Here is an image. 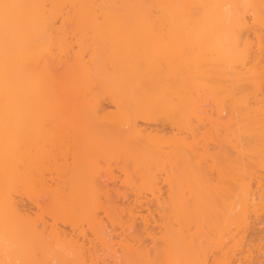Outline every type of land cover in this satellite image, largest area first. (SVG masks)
<instances>
[{
	"label": "bare ground",
	"instance_id": "6f19581e",
	"mask_svg": "<svg viewBox=\"0 0 264 264\" xmlns=\"http://www.w3.org/2000/svg\"><path fill=\"white\" fill-rule=\"evenodd\" d=\"M259 12L254 0H0V264L237 262L244 253L242 238L256 223L249 219L264 214V100L257 97L260 88H249L264 83V64L262 71L248 65L263 50L246 21L264 28ZM244 27L254 44L241 41L244 32L236 34ZM255 46L260 50L256 55ZM193 51L198 62L204 53L215 54L209 59L215 69L240 62V82L248 84L241 88L237 72L235 88L232 74H225L233 84L229 88L237 90H230L231 96L238 97L240 89L249 92L238 97L240 114L234 105L236 112L229 113L234 112L241 139L235 137L233 150L225 144L231 140L221 144L235 155L224 164L232 163L236 178L232 182L226 172L230 165L227 176L221 173L234 188H215L219 205L206 200L200 180L193 186L202 156L193 125L202 119L197 100L201 91V99L215 94L199 68L203 63L196 69V61L190 62ZM245 53L255 56L249 54L246 62ZM220 68L213 74L225 77ZM217 95L210 99L219 105ZM102 97L108 104H102ZM160 118L169 123L170 135L140 126L139 121ZM217 151L215 158L229 155ZM112 164L121 184L136 196L120 213L100 201L109 190L103 177L116 179ZM158 179L168 187L165 196L156 186ZM17 192L30 199L48 194L51 222L30 223L26 207L14 200ZM44 202L35 204L37 211L43 213Z\"/></svg>",
	"mask_w": 264,
	"mask_h": 264
},
{
	"label": "rangeland",
	"instance_id": "374dc122",
	"mask_svg": "<svg viewBox=\"0 0 264 264\" xmlns=\"http://www.w3.org/2000/svg\"><path fill=\"white\" fill-rule=\"evenodd\" d=\"M264 0H254V5L257 7V9H259L260 10V12L259 13H261V15H262V17L264 16V11H263V6H262V8H261V3L263 2ZM263 4V3H262ZM248 14L249 13H251V11H249V12H247ZM248 20V21H247ZM246 21H247V23H248V26H250L251 27V29H252V31H256L257 33H258V35L260 36V44H261V47H262V53L261 54H259L260 56H258V55H256L255 54V52L257 51V53H259V51L260 50H257L256 49V46H255V48L254 49H256V50H254V52H252V50H253V47L252 48H249V50L248 51H250V52H252V54H255L256 56H257V58H256V56H255V58H253L254 56L251 54V53H249L250 55H252V57H251V59L253 58V60H249L250 58H247L248 56L250 57V55L248 54H246V59H248V60H246L245 59V61L247 62V61H250V64L248 63V65L249 66H253L254 64L259 68V71H262V69L259 67V66H261V65H263L264 63L263 62H260L261 64H259V65H257L256 64V62H257V60H263L264 61V59H263V56H264V28L262 27V26H258V25H254V24H251V22H250V24H249V19H246ZM246 29V30H245ZM242 30V31H241ZM240 31H236V34H241V32H242V35H243V32L245 33V35L246 36H242V40L241 41H246V42H248V43H250V41H248L249 39H251V34H250V32H247V28H242ZM245 30V31H244ZM251 35V36H249V34ZM247 37V38H246ZM253 41H255V39L253 40ZM252 42V41H251ZM252 44H254V42H252ZM250 45H251V43H250ZM198 47H200V45H197ZM196 46V47H197ZM195 47V46H194ZM195 47V49H197L198 50V47L196 48ZM202 47V46H201ZM203 48V47H202ZM247 48V49H248ZM244 47L243 46H241V45H238L237 46V50L238 51H242L243 52V54H244ZM250 49H252V50H250ZM192 50H194L193 48H192ZM201 50V49H200ZM205 50V49H204ZM189 51V50H188ZM196 51V50H195ZM195 51H193V52H195ZM213 51V50H212ZM212 51H210L211 53H212ZM205 52H206V50H205ZM208 52V51H207ZM246 52H247V50H246ZM203 54V51H201L200 52V54ZM215 53V52H214ZM213 53V54H214ZM189 54V53H188ZM195 54V57H196V52L194 53ZM200 54H199V56H200ZM205 55L207 54V56H203V57H206L207 59H206V61H210L209 59H213V58H215V54L213 55V57H212V54H208V53H204ZM210 55V56H209ZM190 56L192 57L193 55L192 54H190ZM190 56H189V60H190ZM198 56V55H197ZM185 57V56H184ZM193 58V60H191L190 62H194V61H196L195 59H197V57L196 58ZM202 57V60H204V58ZM85 58H87V57H85ZM181 58V57H180ZM254 59H256V60H254ZM182 60H186V59H182ZM187 60H188V58H187ZM201 59H199V62L198 61H196V69L198 68L197 66V63L198 64H200L201 65V63H203L201 66L203 67V68H201V66H199V68L201 69V71L202 70H204V71H202V72H204L206 75H207V77H205L204 75H203V77L201 78L202 79V83H203V78L204 79H206V78H208V82H209V85H211V88L213 87L214 88V90L212 91V92H215V94L214 93H211V90L212 89H210V87H209V89H207V90H209L210 91V93L211 94H209V92H208V97L209 98H207L206 100L204 99V98H206L207 96H205L203 99H201L202 98V93L200 92L199 94V96H201V98L199 99L198 98V100H197V102H199V101H201V103L202 104H200V107H199V110L197 111L198 112V114L199 115H201L202 116V119H201V121H197L196 119L193 121V125L195 126V131H194V134H195V137L199 140V145H197L196 144V146L199 148H197V147H195V148H197L198 150H199V154L200 155H202L201 156V159L203 160L202 162H201V159H200V163L198 164V165H196V162H195V164L193 163V161L195 160V157H194V160H192V163L194 164V165H196V167L193 165V168L195 167V170L196 171H198L197 173L195 172H193V175H194V177L196 176V177H198L199 179H197L196 178V181L194 182L193 181V183L195 184H193V186L195 187V186H197V181H199L200 180V185H201V187H202V192H203V196L206 198H208V199H212V204L213 203H215V205H219V203H220V200H218L217 198H219L220 199V197H218L219 195L217 194V193H220V192H215V188H217V189H219V190H221V187L219 186V184L222 186V189L223 188H226L227 186H225V187H223V184H226V185H228V183H229V185H230V179L229 178H225L223 175H221V173H224V171H225V169H227V168H230L231 167V170H229L228 171V169H227V171L226 172H228V174H231L232 176H231V178L233 177V180H232V182L234 181V179L236 178V176H235V173H234V171H233V169H232V166L230 165V164H232L231 162H228V164L230 165V167H229V165H228V167H227V165H225L224 164V162L225 163H227V160L229 159V157H231L230 156V152H227V149H226V151L224 152V150H225V147L226 146H228V144H226V143H230V146H231V144H232V146H233V144H234V142L236 141V138L235 137H238L237 139L238 140H240L241 139V137H240V134H238L236 131H239L238 130V128L236 129V125H237V127H238V124L236 123V124H234L235 123V120H234V118H233V115H234V112H236V111H238L239 109H238V107L240 108V110H241V108H243L242 106V104L239 106V96L241 97L242 96V98L243 97H245V95H243L244 93L245 94H248V92H249V90L248 89H246V90H244L243 91V89H245V85L247 84L246 83V81L244 82V79L242 80V82H240V80H241V76H242V74L244 73L242 70L240 71V67L242 68V65L240 64V62H233L231 65H230V67L226 64V66H225V64H224V66H217L216 65V68L217 69H215L214 68V66L215 65H213L214 63H213V61L211 60L209 63H205L204 61L203 62H201L200 61ZM212 63V64H211ZM251 63H252V65H251ZM195 63H193V65H194ZM236 64V65H235ZM212 66V68L210 69V67L209 66ZM248 65H246L247 67H248ZM161 66H162V63H161ZM195 66V65H194ZM193 66V67H194ZM227 66H228V68H227ZM233 68H232V67ZM239 66V67H238ZM106 67H108L107 65H106ZM164 67V66H163ZM190 67H191V64H190ZM205 67H207V69L205 68ZM208 67H209V69H208ZM220 67H222L223 69H222V71H223V73H224V75L225 74H228L227 72H229V75L230 74H232V75H230L231 77H232V81H230V76H226L225 75V77H216L217 75H218V73L217 72H219L218 70H221V68ZM237 67V69L238 70H236L235 68ZM255 67V66H254ZM182 68V67H181ZM192 68V67H191ZM191 68H190V70H191ZM205 68V69H204ZM183 69V68H182ZM196 69H194V70H196ZM229 69H230V71H229ZM255 69H257L256 67H255ZM207 70V71H206ZM210 70V72L212 73H207L208 71ZM217 72H216V71ZM236 70V71H235ZM245 70V69H244ZM258 70V69H257ZM197 71V70H196ZM214 71H215V74H216V76L213 74L214 73ZM232 71V73H230ZM234 71H235V73H234ZM243 72V73H241V75L239 74L240 72ZM238 72V75H239V78H237L236 77V79L239 81L238 83L239 84H242L243 83V87H241V88H243V89H240V91H242V93L241 94H239V96L237 97V95L238 94H236L235 96L236 97H234L233 95L231 96L230 95V90H231V92H232V90L234 89H230L229 87H231L233 84L232 83H234V87H235V85H237L238 83L237 82H235V76L234 75H236V73ZM200 73V72H199ZM220 73V72H219ZM264 73V72H263ZM210 74H211V76H210ZM244 75V74H243ZM264 75V74H263ZM237 76V75H236ZM210 77V78H209ZM243 77V76H242ZM263 77V78H262ZM261 78H262V80H263V82H264V76H262ZM214 78V79H213ZM226 78V79H225ZM227 78H229L228 79V81H227ZM261 78L259 77V79L258 80H261ZM211 79V80H210ZM219 79L220 81H218L217 82V80ZM214 80H216V81H214ZM224 80V81H223ZM213 81H214V83H213ZM229 81L230 82H232L231 84L229 83ZM206 82H207V79H206ZM207 82V83H208ZM214 84L215 86H213L212 84ZM218 83V85L217 84H215V83ZM220 82V83H219ZM225 82V83H224ZM207 83H203V84H206V86L205 87H207ZM222 83V86L223 87H226L225 89L223 88H220V84ZM224 83V84H223ZM228 83H229V85H228ZM262 83V82H261ZM259 81H258V84H259V86L260 85H262V86H258V85H255L253 88L252 87H249L250 89H251V91H252V89H255V91H257V88L259 89L260 88V92L258 91V93H259V95L257 96V97H260L261 99H263L264 100V98H262V96H264V83H262L261 84ZM217 85V86H216ZM248 85V84H247ZM219 86V87H218ZM237 86H239V85H237ZM241 86V85H240ZM256 86H257V88H256ZM216 88H218V90L216 89ZM232 88V87H231ZM236 88V87H235ZM239 88V87H238ZM206 89V88H205ZM204 89V90H205ZM217 91H216V90ZM220 89H222L221 91H220ZM226 90L228 91V93H229V95H227L226 94V96H225V93H226ZM248 90V92L246 93L245 91H247ZM224 92V94H223V92ZM254 91V92H255ZM216 92H217V94L219 93V95H220V97L222 98L220 101H222V102H219V105L218 104H216V101H214L213 99L211 100L210 99V96L211 97H213V96H218L217 94H216ZM221 92V93H220ZM253 92V93H254ZM194 93V92H193ZM205 93V92H204ZM234 94L235 93H237V90H235L234 89V92H233ZM239 93V92H238ZM256 93V92H255ZM255 93H254V95H255ZM258 93H256V94H258ZM232 94V93H231ZM213 95V96H212ZM221 95H223L225 98L226 97H228V98H226V99H224V97L223 96H221ZM253 94L252 95H250V96H248V97H246V99H249L250 100V97L252 96H254ZM193 96H194V94H193ZM198 96V97H199ZM230 96V97H229ZM232 97H234V98H232ZM216 98V97H215ZM218 98V97H217ZM237 98V102H235V99ZM102 99H103V97H102ZM102 99H101V101H102ZM105 99V98H104ZM104 99H103V102H102V104H104V103H106V104H108V102L109 101H107V102H104ZM225 101H224V100ZM230 99V100H229ZM106 100V99H105ZM202 100H203V102H202ZM216 100H219V98L218 99H216ZM241 100V99H240ZM228 101V102H227ZM233 101V102H232ZM235 102V103H234ZM239 102V103H238ZM200 103V102H199ZM236 103H238V104H236ZM196 105H199V104H197V103H195ZM221 104H223V105H221ZM226 104V105H225ZM229 104V105H228ZM233 105H234V107L236 108H233ZM238 106V107H237ZM107 107V106H106ZM229 107V108H228ZM107 108H110V106L109 107H107ZM110 109H112V107L110 108ZM221 109V110H220ZM227 109H229V112H228V110ZM233 109V115H230L229 113H231L232 110ZM236 111H235V110ZM105 110H107V109H105ZM240 110H239V114H240ZM108 111H111V110H109L108 109ZM195 112H196V110H195ZM197 112H196V114H197ZM239 114H237V117H236V120L238 119V117H239ZM239 120V119H238ZM238 120H237V122H238ZM140 123H141V125L140 126H142V127H145V129H146V127L148 128L147 130H149V131H152L153 133L154 132H156V133H162V134H164V135H170L171 134V132H170V125H169V123H167L166 121H164V120H161V118H160V120H158V119H154V120H149L148 122H142V121H139ZM239 122H240V120H239ZM238 122V123H239ZM146 123V124H145ZM231 124V125H230ZM227 125V126H226ZM231 127H230V126ZM229 130H228V129ZM153 129V130H152ZM234 129H236V130H234ZM158 133V134H159ZM235 140H234V139ZM227 140H233L232 141V143H231V141H228V142H225V144H226V146L225 147H223L224 148V150L222 149V146H221V144L224 142V141H227ZM237 140V141H238ZM236 141V142H237ZM235 142V143H236ZM204 146V147H203ZM231 146V148L230 149H232L233 147ZM201 148H204L203 150L201 149ZM227 148H229V146L227 147ZM197 149H195V151L197 152ZM218 150V151H217ZM229 150V149H228ZM233 150V149H232ZM232 150H231V152H232ZM215 151H217L218 153L219 152H221V151H223V153L225 154H229V155H227L226 157H223L222 156V154H218V156H216V158H215V156L214 155H217L216 153H215ZM209 153V154H206V153ZM221 157V159H223V158H225V160L223 161V160H220L219 161V159H220V157ZM235 156V155H234ZM234 156L232 155V157L234 158ZM213 157L215 158V159H213ZM232 157L230 158L232 161H233V159H232ZM200 157L198 156V159H199ZM218 159V160H217ZM215 160V161H214ZM220 162V163H219ZM216 166H214L213 164ZM222 163V164H221ZM219 164H221V165H223L224 166V168H223V170H222V172L221 171H219V169H220V167L221 166H219ZM192 165V164H191ZM211 168H210V167ZM111 169H112V173L113 174H115L116 175V179H115V177L113 176H111V174H109V177H112L111 179L109 178V180L107 181L106 180V178H107V176H105V177H103L104 175H100V177L102 176L104 179L102 180V183L103 184H105L106 185V188H108L109 190L107 191V195L105 196V195H103V196H101V199H100V201H103V204L104 205H106V206H116V207H118V208H115L116 209V211L115 212H117V213H120L119 211V209L120 208H123V209H125L131 202L132 203H135V202H133L134 200V196H135V194L129 189V188H127V187H125V186H123L121 183H122V181L120 182V180H119V178L120 177H117L118 175H120L119 174V171L117 170V167L115 166V165H111ZM220 173H219V172ZM233 173H231V172ZM226 172L224 173L225 175H226ZM100 174H102V173H100ZM104 174V173H103ZM192 174V173H191ZM158 175H160V174H158ZM161 176V175H160ZM159 176V177H160ZM227 176V175H226ZM230 176V175H229ZM158 176H157V178H159ZM121 178H122V176H121ZM224 178V179H223ZM159 179H161V178H159ZM158 179V184H156V186L158 187V189H160L161 190V193H164L162 196H165V194H166V191H167V185L166 184H164L165 186H163L162 184V182H161V180H159ZM227 179V181H229L228 183H227V181H226V183H225V180ZM222 180H224V181H222ZM160 181V182H159ZM221 182V183H220ZM231 182V183H232ZM165 183V182H164ZM253 183V182H252ZM233 185H234V183H232ZM199 185V184H198ZM199 185V186H200ZM229 185H228V187H229ZM217 186V187H216ZM255 187V185L253 184V188ZM127 188V189H126ZM229 188H234V186H230ZM195 189V188H194ZM199 189H201L200 187H199ZM218 191V190H217ZM199 192V191H198ZM117 193H119V194H117ZM124 194V196L123 195H121V196H123V197H119V195L120 194ZM48 195V194H47ZM45 193H43V194H36V195H34L35 197H33V198H28V197H26V195L25 194H20V192H17V193H15V195H14V200L16 201V203L17 204H21V206L22 207H26V210L28 211L27 213L29 214L28 216H29V219L31 220V222L30 223H33V222H36V223H34V224H36V225H39V223H42V221L43 222H45V221H50L51 222V220H52V218H51V215H52V213H54V211L52 210V208L51 207H49L50 205L49 204H47L46 203V201H47V196ZM218 195V196H217ZM105 196V197H104ZM189 196V193L188 192H186V194H185V197H188ZM136 197V196H135ZM146 198H151V196L148 194V195H146ZM206 198V200H208ZM215 199V200H214ZM43 201H45L44 203H46L45 205H47L46 207H45V211L43 210V213H41L40 211H37V207H35V204L36 203H39V204H41V203H43ZM129 201H131L130 203H128ZM139 201H146V199H144V198H142V199H139ZM215 201V202H214ZM210 202V201H209ZM128 204V205H127ZM187 204L188 205H190L191 204V199H189L188 201H187ZM27 207H29V210L27 209ZM38 210H40V209H38ZM113 211H114V209H112ZM113 211L111 212V214H113ZM123 213V212H122ZM260 214V213H259ZM258 214V217L260 216L261 217V219H259V218H257V216H255L254 218H250L249 219V221L251 222V223H254L255 221H256V223L255 224H252V226H251V224H250V227H249V229L246 231V233H245V236H244V238H242V242H241V244H240V249H242L243 250V254H241V255H238L239 257H243V258H239L238 257V259H237V257H235V260L237 261V262H234L233 261V263L234 264H264V219H263V213H261L260 215ZM116 215V214H115ZM112 216H114V215H112ZM120 217V216H119ZM253 217V216H252ZM121 218H122V215H121ZM28 219V220H29ZM117 220L119 219V218H116ZM124 219V218H123ZM262 220L263 219V221H261V222H257V220ZM28 220L26 221V223L28 222ZM115 220V219H114ZM41 221V222H40ZM38 223V224H37ZM49 223V222H48ZM60 223V222H59ZM18 225H19V223H17ZM16 224V225H17ZM35 225V226H36ZM62 225H64V224H61V226ZM60 226V227H61ZM67 227V226H66ZM109 230H111V227H110V229ZM116 232H118L119 230H118V228L117 229H114ZM188 230L190 231V232H192V231H194L195 230V225H194V223H190L189 224V226H188ZM254 230L256 231V232H254ZM113 231V230H112ZM259 232V233H258ZM110 233V232H109ZM112 233H114V232H112ZM112 233H110L111 235H113V237H117L115 234H112ZM209 233V232H208ZM256 233H257V235H256ZM111 237V236H110ZM113 239H115V238H113ZM112 239V240H113ZM118 239V238H117ZM111 240V241H112ZM211 245V244H210ZM213 245V244H212ZM114 248H115V246H114ZM240 249H238V250H236L235 252H236V254L238 253V254H240V252H239V250ZM213 250H214V245L213 246H208V248L206 249V253H208V255H211L212 253H213ZM117 254H118V252H117ZM116 254V255H117ZM246 255V256H245ZM237 256V255H236ZM245 257V258H244ZM247 258V259H246ZM107 259H108V256H107ZM242 259H244V260H242ZM182 261L184 262V264H188V261H189V259L188 258H182ZM51 264H57V263H55L54 261H52V262H50ZM50 263H48V264H50Z\"/></svg>",
	"mask_w": 264,
	"mask_h": 264
}]
</instances>
